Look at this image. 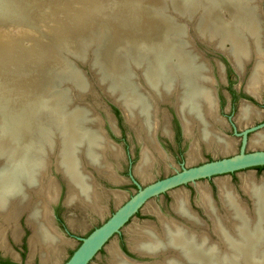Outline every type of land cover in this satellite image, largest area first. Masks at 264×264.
Wrapping results in <instances>:
<instances>
[{
	"label": "bare ground",
	"instance_id": "obj_1",
	"mask_svg": "<svg viewBox=\"0 0 264 264\" xmlns=\"http://www.w3.org/2000/svg\"><path fill=\"white\" fill-rule=\"evenodd\" d=\"M25 1L28 3L27 0H0V25L9 26L27 21L31 15L27 12ZM59 1H63L61 6L68 13L72 11L69 7L73 3H85L78 0H58L57 4ZM168 1L173 6L176 4L181 14H190L187 18L193 17L192 13L196 8L202 10L208 6L202 17L201 23L205 31L202 35L208 36L206 38H211V41L216 39V45L229 54L239 74H244L248 63L254 60V68L246 88L249 93L260 95L264 89V25L251 18L258 15L254 8L252 11L247 10V6L253 7L254 4L249 0L246 6L238 0H216L220 8L217 12L213 9V3L206 2L208 0H198V3H194L197 5L194 8L185 7L193 0ZM40 2L41 5H52L50 0H38ZM110 2L89 0L93 5H105L106 11L97 16L107 25L115 26L114 30H110V44H105L104 50H100L104 53V59L113 62L118 52L124 49L131 52L129 54L137 66L149 65L144 68V76L151 88L150 95L140 89L131 91L132 87L127 83L122 88L124 104L121 105L134 122L132 124L138 125L136 128L139 140L144 142L136 169L139 176L144 180L150 177V170L157 160L155 150L159 156L165 157L164 150L157 141L160 126L166 134L171 135L173 132L170 130L169 118H162L157 113V98L163 99L165 95L178 98L176 107L183 119L187 136H194L195 142L202 140L215 151H232L233 141L222 135L216 127L221 119L218 115L219 103L211 84L215 80L199 58L185 52L187 43H184V30L180 25L176 26L166 13L167 0H118V6ZM29 3L38 5L37 0ZM57 4L53 5V9L57 8ZM35 9L38 14L39 7ZM108 12L110 13L106 14ZM226 13L229 15L228 20L225 19ZM211 19L217 26H205V21ZM75 29L74 38L84 30L81 25H77ZM87 31L83 33L86 34ZM66 32L55 33L54 36L60 42H66L72 35L65 34ZM220 33L222 36L218 37ZM96 37L89 36L90 47L94 46ZM56 47L59 50V46ZM97 50L99 48L96 47L93 53ZM87 52L89 51L84 49L83 54ZM126 54L128 53H124ZM65 55L64 53L62 57L66 60ZM60 64L61 61L53 51L40 47V43L38 48L32 47V50L22 48L17 41L8 46L0 43V107L5 109L9 119V125L3 127L4 140L0 142V157L3 158H0V246L9 252L10 246L5 238L8 229L17 239L15 241L21 239L19 218L24 209L29 208L28 224L33 229L29 237L31 258L38 254L42 263L56 262L59 259L58 254L64 240L55 228L51 214V203L58 200L61 185L56 179L47 177L48 171L44 170V166L50 160L44 155H34L36 143L32 144L33 136L38 131L34 116L41 111V107L50 108L45 119L56 113L55 119H52L55 121L53 125L57 127L60 143L57 168L66 178L67 192L68 187L70 192L69 204L76 202L75 204L99 213L103 210L100 205L103 193L101 195L97 190L92 173L82 170V161L94 166L105 178L120 184L117 169H112L115 166L107 157L110 155L119 159L122 150L98 127L97 124L101 123L99 115L91 108L84 110L77 107L63 118L57 108L60 102L56 101V97H45L48 71L51 68V73L53 66L62 67ZM63 68L65 69L64 66ZM257 115L258 111L254 106L243 103L240 121L247 123ZM90 119H93V125H86V120ZM46 134L49 133L45 131L43 136ZM13 137L21 141L12 144ZM195 142L189 151V162L198 158L199 150ZM251 145L264 146L263 130L251 138ZM42 148L40 144L39 151ZM47 151L48 146L43 153ZM31 187L36 189L35 203L30 201L31 193L26 192ZM245 191L254 200L253 210H249L236 193L221 199L226 216L218 213L214 202L203 206L212 218L219 240L212 239L198 216L190 211L180 215L189 225L175 219L164 221L160 228L152 226L139 231L130 242L131 248L141 255H165L162 256L165 257L162 261L152 264H264V184ZM180 192L182 191H176L174 195ZM117 197L122 199L121 194ZM128 258L122 252L113 264H139Z\"/></svg>",
	"mask_w": 264,
	"mask_h": 264
},
{
	"label": "rangeland",
	"instance_id": "obj_2",
	"mask_svg": "<svg viewBox=\"0 0 264 264\" xmlns=\"http://www.w3.org/2000/svg\"><path fill=\"white\" fill-rule=\"evenodd\" d=\"M27 1L28 3L25 1L27 12L31 15V17L27 19V21H19L18 23H14L13 25L9 26L7 24L0 25V43H2L3 45L8 46L11 42L17 41L22 48L32 50V47L38 48L40 43V47H43L47 51H53L54 55L61 61L60 65H62V67L59 66L57 68L53 66V69L62 70L64 69L63 66L67 68V61L63 58L64 55L61 54L59 50L55 49V46H57L56 48H58L59 46V49L66 48L68 50H72L76 54H83L84 49H87L89 52H93V50H95L97 47L99 48L100 52L101 49L104 50L105 44H110V30H114L115 26L110 24H108V26L105 21L99 19L97 16L98 13H103L106 11L104 10L105 5L102 6L101 3L93 5L89 2H85L84 4L73 3L69 7L72 9V11L69 12L71 14H69L68 12L64 11L61 6V3L63 1L58 2L56 9H53V5H41V2L38 3V0V5L34 4V6L29 3V1L33 2V0ZM101 1L104 2V0ZM256 3L259 8V21L261 25H264V0H257ZM37 7H39L38 14L35 9ZM109 13L110 12L106 14ZM225 19L228 20L229 16L225 15ZM172 22L174 23V21ZM77 25L83 26L84 30H81L80 33L74 38L73 33H75V30H77L75 29ZM5 30L8 32L6 33ZM17 31L19 32L17 33ZM84 31H87V33L84 34ZM20 32L22 33L19 34ZM61 32H66L65 34L68 35L72 34L70 35L71 39L66 40V42H60L54 36V34ZM91 35L97 36L95 39V44L92 47H90L91 45H89V36ZM221 36L222 34L220 33L218 37ZM189 37L197 47V51L201 53L205 62L208 63V65L212 69V74L215 75V80L217 81L216 83H214L218 91V96H222L225 98V104L222 107L221 111L219 110V117L221 119V122L216 127L222 132V135L233 141L234 149L227 153L222 151H215L214 149L209 148L202 140H198L199 142L197 141V143L194 139L186 138L184 136V132L181 137V144H176L173 140V137H170L172 136L173 132L171 135L166 134L164 133V131H162L163 129L160 126L158 129L163 134L159 132L158 143H160L159 145L162 147L161 149L164 150L165 157L159 156V153L157 152V150H155L157 160L155 161L153 167L150 170V177L144 180L136 172L137 164L141 159L142 150L141 144L138 142L139 135L134 131L132 127H130L126 123L120 110V117L116 115V106H114L109 101V99L104 96L98 88L95 87L92 96L89 98L88 95V99L86 100V102H89V104L93 106L94 110L98 113L97 115H99V117L104 121L103 127L108 131L110 137H112L117 142V144L122 150V155L119 159L114 158L112 156L108 158V161L110 160V162L116 167H112V169H117L116 174L118 175V180H120V184H115L113 181H110L108 178H105V176L97 175V173L94 174L96 180L94 179V177L93 179L96 182L95 184L97 190L100 194L103 193V195L101 194L102 200H100V205L103 207L99 206L103 208V210L99 213L87 207L81 206L80 204L78 205V203L75 204L76 202L72 203V205L69 204V187L67 192V187L64 183V180L62 179V176L56 173L54 170L51 174L47 173V177L50 176V179H56L58 184L60 182V187H62L60 200L53 206L54 216L52 221L55 225V228L58 230V233L62 235L61 237L63 238L64 243L62 244L60 252L58 254L59 259L56 262L53 261L46 264H64L69 259L70 253L75 250L80 244V237H85L87 232H90L91 230L101 225V223L104 222L112 213H114L115 210L121 204H123L135 192H137L138 186L136 185V183H138L140 187L143 188L146 185L151 184L157 180L164 179L168 176L173 175L177 171L182 170L184 167L197 165L212 160L213 158H222L224 156L237 153L241 150L242 146L246 141V136L241 130H243L244 126L246 125V122H241L239 118L240 110L238 111V107L240 105L241 100L239 102V105H237L236 111L232 114L230 113L228 86L231 85L237 91L241 90L243 92L244 90L247 92L246 87L248 85L251 73L254 68V60H251L248 63L244 74H239L231 66L225 56L218 52H215L212 47L207 45V43L200 42L195 37L194 30L191 26H189ZM206 37L208 36L203 35L204 39H207ZM73 40L75 42H71ZM214 42H216V39L214 40ZM37 43L38 45H36ZM76 61L78 67L82 69L88 79H90L91 82L94 83L95 77L93 76V73L90 69L89 62L81 63L78 60ZM221 62L225 64V72L223 64H221ZM219 63L221 76L222 78L224 77L223 79L219 76ZM249 101L258 111V115L254 117L252 121H249V125L251 124L256 128L252 129L247 134L248 142L246 141L245 143L246 151H251L264 147L251 145V138H253L254 135H256L257 133L262 132V130L264 131V89L261 91L260 97H256L254 100L249 99ZM173 106L174 103H172V105H169L167 103L161 104V109H166L168 113L166 112V110L160 113V116L162 118L164 116H167L169 118L170 116L169 120H171V123H169L171 126V130L174 118L176 117ZM111 116L113 118V122L119 130L117 132V135H115L110 129L109 120L112 119ZM100 128L103 129L102 127ZM194 142L198 145V158L193 162H189V151ZM212 178H204L198 181L197 184H183L149 199L140 209L139 213L133 218H131L128 223L120 230V232L113 236L107 242L105 247L93 258V260L89 264H92L149 206L173 196L176 191L183 192ZM244 192L242 190L240 192H237L236 195L238 196L240 201L242 199L243 202H241L243 204H245L248 208H252L251 210H253L254 202L252 205V201L254 200L249 193H247L245 190ZM118 194L122 195V199L119 200V198L117 197ZM247 194L251 197L252 201ZM66 203L69 206H67ZM214 204L216 209L218 210V213L222 216H226V212L223 210L224 206L220 204V201L217 200L214 202ZM192 211L205 225L204 228L208 230V235L211 236L212 239H216V241L219 240V237L216 236L217 234L214 231L213 221H211L212 218L205 211L204 207L202 206ZM25 218L26 215H24V217L21 218L19 221L22 229V236L21 239L19 238L20 240L18 239L19 241H15L17 239L14 238L10 229L6 231L5 238L7 240L8 245L10 246V250L9 252H6L0 246V256L18 263L24 262L26 264H41V259L38 254L31 258V245L28 244V239L31 233H33V229L31 230L32 227L30 228L25 224ZM174 219L178 222L180 221L189 225L187 222H185V219L182 216H177L170 220ZM154 226L156 228H160L161 223ZM130 249L132 248L129 243L128 246L124 249V252L130 258H132L130 259L131 261H136L139 264H152L158 262L159 260L162 261L165 258L162 257L165 255H161L157 260L149 257H140L136 253L131 252Z\"/></svg>",
	"mask_w": 264,
	"mask_h": 264
},
{
	"label": "water",
	"instance_id": "obj_3",
	"mask_svg": "<svg viewBox=\"0 0 264 264\" xmlns=\"http://www.w3.org/2000/svg\"><path fill=\"white\" fill-rule=\"evenodd\" d=\"M57 1L58 0H50V2H52V5L55 4V6L57 4ZM78 1L89 2V0H78ZM95 1H100V0H95ZM108 1L109 2L111 1L110 2L111 4L118 6V2H117L118 0H108ZM178 1L179 0H177V2ZM218 1L221 2L220 0ZM238 1L240 3H243L245 6L248 4L247 3L248 0H243V1L238 0ZM249 1L252 4H254V6L253 7L250 5L247 6V10L252 11V8H254L259 15V10H258L259 8L256 3V0H249ZM167 2L168 3L166 8L167 9L166 13L171 17V21H174V24L176 26L180 25L182 31L184 30L183 32L185 37L184 43H187L185 46V52L191 55L194 54L197 58H199L206 66V68L209 69V73L214 78V80L216 79L215 75L212 74V69L210 68L208 63L205 62L201 53L197 51V47L189 37V26H191L194 30L195 37L200 42L207 43V45L212 47L215 52H218L223 56H225L226 59L231 64V66L237 72L235 66L233 65L230 59L229 54L219 49L216 43L213 40L211 41V38L210 39L203 38L202 34H205L204 33L205 31L204 28L202 27L201 22L204 12H206L208 6L203 7L202 10H200V8L199 10L198 8H196L192 13L193 17L187 18V16L190 14H184V15L181 14V12L177 10L176 4L175 6H173L172 3H170L168 0ZM196 2L198 3V0L189 1L185 7L194 8V6H197L194 5V3ZM206 2H209V4L213 3L212 6H214L213 8L214 11L217 12L220 11V8H218L217 6L218 2H216V0H208ZM212 15L213 13L211 14L210 18L212 17ZM258 15L257 17L253 15L251 18L259 21ZM227 16L229 15L227 14ZM200 23H201V27H200L201 30L199 29ZM215 23L216 22H213L212 19L206 20L205 26L206 25L211 26L213 24L217 26ZM208 30L209 29H207V31ZM121 51L122 52H118V55L115 57L113 62H110L107 59H104L105 56H103L104 54L103 51L99 52L98 50L95 53L91 51V52H87L86 54L88 55H86V54H76L72 50H68L66 48L59 49V52L61 54L63 55L64 53L66 54L65 57L67 60V68L62 70L61 69L51 70V73H50L51 68L49 69L48 71L49 78L47 79L48 81H46L45 84V97H49V98L50 97L52 98L54 96L56 97V101L60 102V106L57 108L62 113L63 118H65L67 115L72 113V111L75 110L77 107L82 109L84 108V110H88V108L89 109L91 108L96 114H98L94 110L93 106L89 104V102H86V100L88 99V95L90 98L93 94L94 88L96 87L101 91V93L104 96H106L109 99V101L114 106H116L121 111V114L124 117L126 123L130 127H132L134 131L138 134L136 128L138 125L132 124L134 122L130 120L128 114L125 112L123 106L121 105L124 104V102H122V100H124V97L122 96L123 94L122 88H123V84L127 83L131 85L132 87L131 91L135 89L136 90L140 89L144 93L150 95L151 88L147 84V78L144 76V71H145L144 68H146V66L149 65L143 64L137 66L135 64V61L131 57L132 55L129 54L131 53L130 51H124V49H122ZM126 52L128 54L124 55V53ZM188 56L189 55H187V57ZM76 60H78L81 63L89 62L90 69L93 73V76L95 77L94 83L91 82V80L88 79V77L85 75L83 70L78 67ZM221 64H223L224 72H225V64L222 62ZM218 65L220 72V63ZM219 76L220 78H222L221 72L219 73ZM216 81L217 80H215V83ZM215 83L213 82L211 84L215 97L217 98L219 103V96ZM253 96L255 98L260 97V95L258 96L253 95ZM177 101L178 98L174 95L171 96L165 95L163 99H157V103H158L157 113L160 116V113L166 110V109H161V104L167 103L169 105H172V103H174L173 107H174L175 115L182 125L184 136L189 139L190 138L195 139L194 136L189 137L185 133L183 119L179 115L176 107ZM41 108H42L41 111L39 113H36L34 116V122H37L38 124V128H37L38 131L36 134H34L32 140L33 145L36 143L34 145L35 146L34 150L36 151L34 155H36L37 153L38 156L40 155L42 157L44 155L46 158H49L50 160L49 164L44 166V170H47L48 174H51L53 170L56 173L60 174L67 187V181L65 176L57 168L58 166L57 154L60 143L57 135L58 132L57 127L53 125L55 124L54 119L56 113L55 114L52 113L48 119H45L50 108L49 106H42ZM218 111H219V105H218ZM166 112L168 113L167 110ZM52 115L54 117H52ZM100 120L101 123L97 124L98 127L99 126L102 127L106 137H108L111 141L117 143L112 137H110L108 131L103 127L104 121L102 119ZM86 121H88L85 123L86 125L88 124L93 125L92 124L93 119ZM4 125H6V127L7 125H9V119L5 109L0 107V142L4 140L3 139L5 135L3 131ZM109 125L112 132L115 135H117V132L119 130L116 127L115 123L113 122V118L109 120ZM6 127H5V131H6ZM255 128L256 127L253 126L251 130ZM45 131L49 134L43 136L45 135ZM159 132L162 133L161 131H158L157 141H159L158 139ZM244 134L246 136L247 131H245ZM13 138L14 139L11 140L12 144H17L18 142L21 141L16 137ZM138 142L141 144V148L143 150L144 142L139 140V137H138ZM245 143L242 146L241 150L237 153H233L231 155H227L218 159L213 158L212 160L197 165L184 167L182 170L177 171L173 175L168 176L164 179L157 180L151 184L146 185L143 188L140 187L138 183H136V185L138 186L137 192H135L128 200H126L123 204H121L115 210L114 213H112L104 222L101 223V225L93 229V231L90 232L89 235L85 237H80L79 239L81 240V243L78 245L74 253L69 257V259L64 264H89L93 260V258L105 247L107 242L113 236H115L117 233L120 232V230L128 223V221L131 218H133L140 211V209L149 199H151L156 195L174 189L180 185L189 184V183L197 184L198 181L204 178L214 177L208 181H205L199 185H196L192 188H189L183 192H180L174 196H171L165 200H162L158 203L149 206L92 264H113L116 261V259L120 256V254L124 251V250L122 251L120 247L123 246V248L125 249L139 231H142L144 229H147L164 221L170 220L172 218H175L177 216H180L182 214H185L187 212H190L192 210H195L212 202H215L217 200H219L220 204H222L221 202L222 198H225L242 190L244 192L245 189L264 184V171L258 172L256 169L252 168L257 165H264V147L251 151H246ZM40 144L43 146L41 151H39ZM47 146H48L47 153H43L44 148ZM109 157L110 155H108L107 158ZM0 158L3 159L2 157ZM83 160L86 161L84 158ZM81 168L82 170H86L87 172L90 171L95 179H96L94 175L95 173H97V175L104 176L103 174L99 173L94 166L88 164L87 162L82 161ZM39 186L40 184L38 185V187ZM35 190L36 189L33 187L28 188L26 190V192H28L29 194L31 193L30 201L32 203H35L37 201ZM61 191H62V187H61ZM60 196H61V192H60ZM60 196L56 202L51 203L52 217L54 216L53 206L60 200ZM249 198L251 199L250 196ZM66 205L69 206L67 203ZM252 205H253V201H252ZM251 209L252 208H249V210ZM24 215H26L25 224L29 226L28 224L29 208L24 209L23 213L20 215L19 221L21 218L24 217ZM28 244H29V239H28ZM130 251L136 253L132 249ZM124 254L127 255L126 253ZM136 254L140 257H149V258H154L155 260H157L160 257V255H141L138 253ZM41 264H46V263L41 262Z\"/></svg>",
	"mask_w": 264,
	"mask_h": 264
},
{
	"label": "flooded vegetation",
	"instance_id": "obj_4",
	"mask_svg": "<svg viewBox=\"0 0 264 264\" xmlns=\"http://www.w3.org/2000/svg\"><path fill=\"white\" fill-rule=\"evenodd\" d=\"M226 73H227V70H226ZM228 94H229V103H230V105H229V111H230L231 114L236 111L237 105H239L240 100H241L240 105L242 106L243 103L251 104L250 101H249V99H253V100L255 99V97L253 96V94L249 93L248 90H247V92L244 91V90H243V92L241 90L240 91H237L231 85L228 86ZM242 101H245V102H242ZM224 104H225V98L222 97V96L221 97L219 96V110L220 111H221L222 107L224 106ZM240 105L238 107V111L241 110V106ZM239 114H240V111H239ZM218 115H219V111H218ZM247 123L244 126L243 130H241V131H243V132L247 131V134H248V132L251 131V128L253 127V125H251V124L249 125V122H247ZM170 128H171V126H170ZM171 131H173L172 137H173V140L175 141V143L176 144H181V137H182V134H183V129H182V125H181V123H180V121L178 120L177 117L174 118L173 125H172V130ZM246 141L248 142V136L247 135H246ZM249 141H250V139H249ZM87 235H89V232H87L86 236ZM80 243H81V240H80ZM120 249L123 251L124 250L123 246H121Z\"/></svg>",
	"mask_w": 264,
	"mask_h": 264
},
{
	"label": "trees",
	"instance_id": "obj_5",
	"mask_svg": "<svg viewBox=\"0 0 264 264\" xmlns=\"http://www.w3.org/2000/svg\"><path fill=\"white\" fill-rule=\"evenodd\" d=\"M115 113H116V115L118 116V117H120V111H119V109L118 108H116L115 107ZM253 169H256L258 172H262V171H264V165H257V166H254V167H252ZM90 232H92V230L90 231ZM89 232V233H90ZM74 251L75 250H73L71 253H70V256L74 253ZM69 256V257H70ZM0 264H26V263H24V262H22V263H18V262H14V261H12V260H10V259H7V258H4V257H1L0 256Z\"/></svg>",
	"mask_w": 264,
	"mask_h": 264
}]
</instances>
